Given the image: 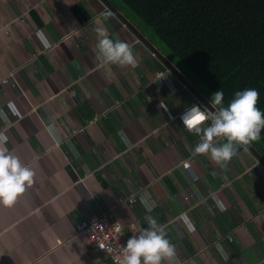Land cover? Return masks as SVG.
<instances>
[{
  "label": "crops",
  "instance_id": "crops-1",
  "mask_svg": "<svg viewBox=\"0 0 264 264\" xmlns=\"http://www.w3.org/2000/svg\"><path fill=\"white\" fill-rule=\"evenodd\" d=\"M106 9L101 0H0V82L16 83H0L10 122L0 119V131L36 173L13 207L0 205V264H110L74 229L107 210L128 239L156 218L180 264H264V166L244 147L227 171L195 154L198 137L176 116L198 100L171 72L157 80L167 68L112 12L104 21ZM98 26L133 46L138 67L101 62Z\"/></svg>",
  "mask_w": 264,
  "mask_h": 264
},
{
  "label": "trees",
  "instance_id": "trees-1",
  "mask_svg": "<svg viewBox=\"0 0 264 264\" xmlns=\"http://www.w3.org/2000/svg\"><path fill=\"white\" fill-rule=\"evenodd\" d=\"M110 2L209 101L254 88L264 112V0ZM250 145L264 159V130Z\"/></svg>",
  "mask_w": 264,
  "mask_h": 264
},
{
  "label": "clouds",
  "instance_id": "clouds-1",
  "mask_svg": "<svg viewBox=\"0 0 264 264\" xmlns=\"http://www.w3.org/2000/svg\"><path fill=\"white\" fill-rule=\"evenodd\" d=\"M101 16L104 21H108L112 13L105 10ZM94 31L98 41L96 44L98 57L102 63L138 67L139 61L134 55L132 45L120 39L110 38L104 26H98ZM223 100L224 93L219 89L213 93L209 101L214 110H201L199 106H193L183 115L182 120L186 129L198 137L194 153L209 156L215 165L227 171L239 147H246L261 139L264 112L257 107L259 92L254 88L235 92L226 106ZM8 107L14 115L20 116L13 103L9 102ZM161 107L166 108V105ZM0 119L10 126L3 110H0ZM47 130L59 143L54 127L49 125ZM118 134L125 144L131 146L123 131ZM221 140L225 142L220 143ZM7 143L8 136L4 131H0V205L11 208L17 203L18 198L33 186L36 173L9 150ZM140 201L149 212L155 207L154 202L148 206L145 195H141ZM217 204L223 210V204L219 201ZM145 220L148 227L140 228L138 234L127 240L126 245L120 246L122 258L119 264H162L164 261L168 264H180L175 245L167 238L164 226L151 215L146 216ZM189 230H194V226L189 225ZM216 247L227 261L229 256L224 252L222 245L217 244Z\"/></svg>",
  "mask_w": 264,
  "mask_h": 264
},
{
  "label": "built area",
  "instance_id": "built-area-1",
  "mask_svg": "<svg viewBox=\"0 0 264 264\" xmlns=\"http://www.w3.org/2000/svg\"><path fill=\"white\" fill-rule=\"evenodd\" d=\"M169 74L170 71L164 69L157 72L155 77L157 80H163ZM0 83L11 84L12 86L16 85L11 76L3 78ZM193 106H199L201 110H211L208 106L201 104L199 101L185 106L176 116L184 129H186V127L183 124L182 117ZM72 133L75 134L76 132L73 131ZM181 165L184 169H189L191 164L189 160H185ZM134 201L135 199L133 197L129 198L130 203ZM74 229L76 234H81L86 238L93 252L105 254L109 258L110 264H119L122 258L120 246L126 245L128 238L124 234L122 224L113 218L111 210L102 212L92 220H79L74 225ZM136 234L138 233L134 232L132 236ZM228 239L230 240V238ZM101 245L104 247H100Z\"/></svg>",
  "mask_w": 264,
  "mask_h": 264
},
{
  "label": "water",
  "instance_id": "water-1",
  "mask_svg": "<svg viewBox=\"0 0 264 264\" xmlns=\"http://www.w3.org/2000/svg\"><path fill=\"white\" fill-rule=\"evenodd\" d=\"M104 5H106L111 12L116 16L124 25L128 28V30L136 37L140 42H142L153 54L156 56L160 62L166 67L172 75H174L183 85L184 87L192 93L197 100H199L202 104L209 106L211 110H214L209 103L205 100V98L199 93V91L194 88V86L180 73L178 69L174 67L163 55H161L156 48L149 42L147 38H145L140 31L130 23L114 6H112L107 0H101ZM246 148L249 152L255 156V158L259 161L260 164L264 166V159L261 155H259L251 145H248Z\"/></svg>",
  "mask_w": 264,
  "mask_h": 264
}]
</instances>
